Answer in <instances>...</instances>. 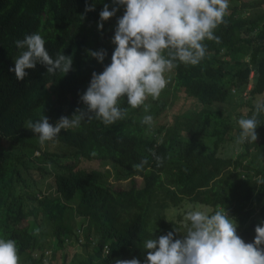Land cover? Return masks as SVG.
Listing matches in <instances>:
<instances>
[{
	"label": "clouds",
	"instance_id": "9594fccd",
	"mask_svg": "<svg viewBox=\"0 0 264 264\" xmlns=\"http://www.w3.org/2000/svg\"><path fill=\"white\" fill-rule=\"evenodd\" d=\"M109 3L114 6L111 11ZM242 6L264 23V0L233 3L230 0H108L102 9L101 0H83L79 15L68 27L75 30V35L67 44L73 46L82 34L92 43L91 34L115 30L111 63L101 73H92L86 92L80 96L86 110L77 108L71 118L62 116L55 125L44 115L35 122L29 120L26 128L38 137L41 146L55 145L62 130L77 129L85 119L95 118L105 126L125 119L127 109L121 107L124 100L131 108H142L145 113L151 108L149 99L157 100L166 113L187 110L203 122V135L190 138L195 145L204 146L201 154L211 153L214 163L213 153H218L216 149L222 141L214 124V109L200 118L194 115L192 109L198 97L186 94L185 85L177 84L174 77L182 68L179 71L175 68L178 62L199 65L207 55L205 41L219 42L215 31L226 25L230 11L238 9L245 16ZM124 9V14H119ZM89 13H93L90 18ZM15 44L22 51L10 71L18 81H24L29 75L26 70L35 69L37 63L44 65L49 74L57 71L67 74L72 70V57L57 53L53 58L38 32L16 40ZM89 54L102 64L107 56L104 49L89 50ZM249 56L246 61L250 60ZM249 67L245 81L238 86L245 98L257 76L255 65L251 63ZM262 96L264 99V91ZM183 98L185 109L179 107ZM233 105L226 97V104H219L216 110L226 111ZM236 112L238 116L231 120L228 136H239L229 143V150L236 154L234 145L247 143L251 145L247 158L237 164L214 166V171L206 177L196 175L191 192L177 193L174 200L166 203L169 206L154 210L150 223L118 220L115 224L118 232L105 238L95 236L102 246L91 264H141L137 258L130 259L139 242L146 252L145 264H264V129L257 130L258 117L264 114V100L255 103L250 118H246L242 109ZM140 120L146 127L154 123L153 116L148 114ZM191 127L196 131L193 123ZM156 159L160 161L159 157ZM147 163L144 158L133 168L143 170ZM107 165L104 161L100 166L109 168ZM147 173L127 171L118 180L122 184L118 190L132 200L139 194L149 200L150 194L156 203L158 184ZM57 213L55 221L40 213L17 220L9 215L3 219L0 215V264H20L19 248L27 239L32 242L29 246L32 264L34 260L36 264H69L65 252L62 261L57 256L65 246L76 252L77 259H72L70 264L88 258L81 244L86 242V230L82 234L81 230L87 221L80 228L84 213L73 202ZM69 215L63 224L54 225ZM124 217L134 219L139 215L132 210ZM71 241L76 244L71 245ZM89 243H93L92 238Z\"/></svg>",
	"mask_w": 264,
	"mask_h": 264
},
{
	"label": "trees",
	"instance_id": "16d2710c",
	"mask_svg": "<svg viewBox=\"0 0 264 264\" xmlns=\"http://www.w3.org/2000/svg\"><path fill=\"white\" fill-rule=\"evenodd\" d=\"M82 1L0 0V215L3 219L9 215L17 220L30 214L36 217L40 213L55 221L59 210L70 202L77 204L84 213L80 228L87 221L81 230V234L86 230V242L81 241V244L89 256L72 264H91L102 246L95 236L105 238L109 233L118 232L115 225L118 220L150 223L154 210L169 206L170 203H166L174 200L177 193L191 192L196 175L206 177L215 167L232 162L237 164L247 158L251 147L247 143L234 142L236 154L229 150V143L239 134L228 136V126L232 119L237 118L236 111L242 109L246 118H250L255 111V103L264 100V23L248 14L242 6L245 16L238 9L230 11L226 25L215 31L219 42L205 41L207 55L199 65L186 66L178 62L175 68L176 71L182 68L174 77L177 84L185 85L186 94L198 97L192 109L194 115L200 118L214 109V124L218 126L219 140H222L216 149L218 153H213L214 163L211 153L201 154L204 146L195 145L190 138L203 135V122L187 110L176 109L166 113L160 106L156 107L157 100L148 101L156 107L147 113L154 118L153 125L148 126L149 132L148 127L141 123L140 118L144 114L140 108H137L139 114L135 115L124 100L121 107L127 109V116L115 125L105 126L95 118L85 119L77 129L62 130L55 145L41 146L38 137L26 128L27 122H35L46 115L55 125L62 116L71 118L77 108L86 110L80 96L86 92L92 73H101L111 63L115 30L91 34L92 43L86 34H82L73 46L67 44L75 35V30L68 27L79 15ZM106 2L108 0H101V9ZM108 6L110 11L114 8L112 3ZM124 11H119V14L123 15ZM92 14L89 13V18ZM113 18L118 21L116 16ZM37 32L45 40L53 58L57 53L72 57V70L67 74L60 71L49 74L44 65L37 63L35 69L26 70L29 75L24 81H18L10 71L15 66L14 59L22 51L16 47L15 41ZM101 49L107 52L103 64L89 54V50ZM247 55H250L249 61H246ZM250 61L257 68V76H254L253 88L245 98L238 86L243 84L252 67H249ZM49 94H52L51 98ZM226 97L235 105L226 111L216 110L219 104H226ZM184 104L183 98L179 107L185 109ZM187 104L189 106V101ZM258 119L257 130L260 127L264 129V114ZM192 123L196 131L191 127ZM93 152L96 154L92 155ZM32 154L34 161H47L52 167L60 166L57 160L70 154L75 161L77 158L105 161L109 168L76 167L70 162L60 166L63 170L51 173L46 168L37 167L40 176L49 178L46 192L23 173L28 169L27 159ZM144 158L148 163L143 170H135L133 165ZM129 170L147 171L148 176L153 175L159 188L156 203L150 194L149 200L143 199L141 194L132 200L118 190L122 185L119 178ZM110 179L116 180L111 183ZM132 210L139 217H124ZM70 216L54 225L63 224ZM74 237L76 242L78 235ZM90 238L93 243H89ZM75 242L71 241V245ZM31 243L27 239L19 248L20 264H32L29 256ZM139 245L130 259L137 258L145 264L146 252L143 244L139 242Z\"/></svg>",
	"mask_w": 264,
	"mask_h": 264
},
{
	"label": "rangeland",
	"instance_id": "374dc122",
	"mask_svg": "<svg viewBox=\"0 0 264 264\" xmlns=\"http://www.w3.org/2000/svg\"><path fill=\"white\" fill-rule=\"evenodd\" d=\"M51 97H52V94H49V98H51ZM164 99H165V97H164ZM150 100L151 99H149V101ZM157 106H159V104H157ZM156 107H153V105H151L150 110L155 109ZM130 109L134 112L135 115L139 114L137 109H133L131 107H130ZM140 110L144 115L147 114L143 111L142 108H140ZM150 110H149V112H150ZM36 154H38V153H35V155ZM33 157H34V154L28 156V159H27L28 169H26L23 173L26 175V177L28 179L32 178L35 182H37L43 189H45L46 192H48V189H49L46 187V184L49 181V178L45 179V176H43V175L40 176L37 167H40L41 169L46 168V169L50 170L51 173H54L55 171L63 170V168H61L60 166L61 165L62 166L67 165L70 162L73 164V166L85 167V168H96V167H99L100 165L103 164V161H86V160H83L81 158L80 159L77 158L75 161V157L69 154V155H66L65 157L59 158L57 160L58 163H60V166L52 167L50 165V163H48L47 161H34ZM52 190H53V188H50V191H52ZM64 252L66 253V255L68 257L69 264L72 261V259H77V256H75L76 252L74 250H72V247L65 246L60 252L57 253V256L59 257L60 261H62V257H63Z\"/></svg>",
	"mask_w": 264,
	"mask_h": 264
}]
</instances>
